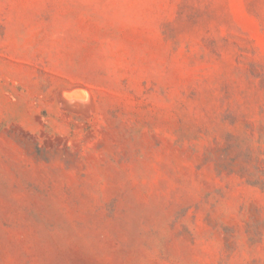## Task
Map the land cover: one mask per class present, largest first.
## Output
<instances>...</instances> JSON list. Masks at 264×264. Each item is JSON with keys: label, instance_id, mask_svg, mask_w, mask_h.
Instances as JSON below:
<instances>
[{"label": "rangeland", "instance_id": "obj_1", "mask_svg": "<svg viewBox=\"0 0 264 264\" xmlns=\"http://www.w3.org/2000/svg\"><path fill=\"white\" fill-rule=\"evenodd\" d=\"M0 264H264V0H0Z\"/></svg>", "mask_w": 264, "mask_h": 264}, {"label": "bare ground", "instance_id": "obj_2", "mask_svg": "<svg viewBox=\"0 0 264 264\" xmlns=\"http://www.w3.org/2000/svg\"><path fill=\"white\" fill-rule=\"evenodd\" d=\"M75 94V93H74ZM73 93H72V95H74ZM76 95V94H75Z\"/></svg>", "mask_w": 264, "mask_h": 264}]
</instances>
